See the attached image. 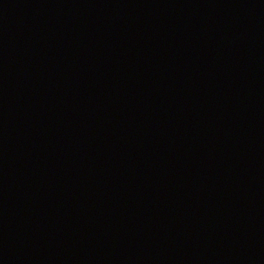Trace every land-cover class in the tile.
<instances>
[{
    "label": "water",
    "instance_id": "obj_1",
    "mask_svg": "<svg viewBox=\"0 0 264 264\" xmlns=\"http://www.w3.org/2000/svg\"><path fill=\"white\" fill-rule=\"evenodd\" d=\"M0 264H264V0H0Z\"/></svg>",
    "mask_w": 264,
    "mask_h": 264
}]
</instances>
